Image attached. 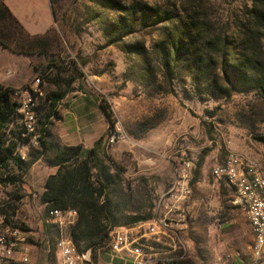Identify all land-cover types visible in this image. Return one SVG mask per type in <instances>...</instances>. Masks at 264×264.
<instances>
[{
  "label": "rangeland",
  "instance_id": "1",
  "mask_svg": "<svg viewBox=\"0 0 264 264\" xmlns=\"http://www.w3.org/2000/svg\"><path fill=\"white\" fill-rule=\"evenodd\" d=\"M50 3L56 24L41 81L46 95L63 98L50 115L46 103L39 129L43 125L62 146L91 148L102 138V153L130 185L129 212L137 214L153 212L181 161L193 163L195 178L198 161L204 160L201 189L209 191V201L201 204L197 233L188 222L184 236L190 248L179 262L212 264L229 253L240 255L241 225L249 223L230 203L232 188L215 181L212 169L233 152L256 160L264 176V99L252 82L264 78V29L258 25L264 0ZM0 34L19 38L1 0ZM45 77L57 82L49 84ZM112 133L123 137L107 145ZM40 166L43 174L49 172L47 163ZM27 183L25 173L14 185ZM14 191L22 196L20 188ZM57 236L49 231V253L39 244L31 264L53 256Z\"/></svg>",
  "mask_w": 264,
  "mask_h": 264
},
{
  "label": "built area",
  "instance_id": "2",
  "mask_svg": "<svg viewBox=\"0 0 264 264\" xmlns=\"http://www.w3.org/2000/svg\"><path fill=\"white\" fill-rule=\"evenodd\" d=\"M41 71L20 88H12L11 102L14 113L0 129L1 146L10 152V158L0 164V191L4 187L24 179L20 167L28 163L30 155L39 150L42 133L39 115L46 104V94L41 85ZM48 103V102H47ZM110 134L107 145L119 138ZM213 178L225 180L232 188L230 203L239 208L248 221L253 240L250 246L253 263L264 262V176L258 162L252 158L228 152L221 164L212 169ZM193 163L181 161L176 167L167 190L159 197L151 219L131 227H117L109 232L107 247L114 255H123L135 264H177L185 249L166 248L176 242L188 227V214L182 206L192 199ZM76 220L74 210H47L46 225L58 229L55 242L56 264H87L91 251H79L68 235V229ZM22 229L7 212L0 209V264H27V252L21 247ZM152 244L163 246L155 248ZM212 264H223L217 259Z\"/></svg>",
  "mask_w": 264,
  "mask_h": 264
},
{
  "label": "trees",
  "instance_id": "3",
  "mask_svg": "<svg viewBox=\"0 0 264 264\" xmlns=\"http://www.w3.org/2000/svg\"><path fill=\"white\" fill-rule=\"evenodd\" d=\"M1 7L6 16L13 21L19 32V38L0 34V45L16 54L46 56L50 41L45 37L30 38L27 36L2 3ZM255 11L257 19V10ZM259 21V27L264 29V12L262 11ZM22 39L24 42L30 43L29 48L25 43L23 44ZM35 41L37 42L36 46H34ZM23 46L25 47L23 48ZM37 71H41L43 77L44 72L42 70ZM44 81L49 84L57 82V80L47 77L44 78ZM252 82L264 99V78H254ZM41 85L43 86L42 81ZM11 93L12 88L0 87V129L9 122L14 113V104L10 98ZM62 98L63 94L56 92H50L46 95V101L50 104L49 115ZM45 107L46 104L43 109ZM102 109L109 123V129H112L113 124L110 121V116L104 108ZM40 131L42 137L38 156L36 158L30 157L28 163L21 165L20 169L25 174L29 166L38 157H42L50 166L56 168L55 173L46 179L45 190L41 198L47 210L70 209L76 212V220L68 229V235L77 250L96 251L101 249L107 245L109 232L114 228L131 227L138 222L152 218L153 212L151 210L142 212V214H137L136 210L129 212L126 202L132 197V194L129 193L130 185L124 182L118 170H113L114 165L111 160L102 153L100 149L102 138L97 140L92 148L87 149L79 145L61 146L49 132L44 130L43 125ZM1 143L0 138V164L5 163L10 158V152L4 150ZM201 163L202 159H199L197 168ZM196 175L195 172L193 182Z\"/></svg>",
  "mask_w": 264,
  "mask_h": 264
},
{
  "label": "crops",
  "instance_id": "4",
  "mask_svg": "<svg viewBox=\"0 0 264 264\" xmlns=\"http://www.w3.org/2000/svg\"><path fill=\"white\" fill-rule=\"evenodd\" d=\"M1 3L27 36L30 38L45 37L50 43L53 42L51 38H48L56 24L50 0H1ZM48 58L35 54H16L0 45V87L20 88L24 86L32 79L37 70L42 69V63L46 60L48 61ZM82 147L87 148L86 146ZM43 162L50 166L42 157H38L36 161L29 166L26 172V174H28V183L26 186L15 187L14 183H12L0 191V209L10 214L15 223L20 225L22 229V242L20 245L27 252L28 263L30 264L35 262L39 256L37 250L39 244H41L46 253H49V248L52 245L48 238L49 231L51 232L54 229L59 235L56 227L46 225L44 222V215L47 209L41 195L45 190L46 179L55 172H53L52 169L54 167L50 166L49 172L43 174L40 166V163ZM196 173L199 179L191 185L193 191L192 199L189 203L182 206V212L188 214V222L191 230L197 233L199 226L202 224L199 216L203 214V208H205L204 206L202 207L201 204L203 202H208V197L210 196L209 191L204 192V190L201 189L202 182L207 176V166L204 160L197 168ZM39 185H41L40 189H37ZM16 188H20L17 194H22L21 197L13 195L15 192L14 189ZM244 223L245 222H243V224ZM241 232L245 234L241 239V248L239 247L241 256L238 252L229 253L222 259L223 264H246L252 259L250 246L253 237L249 225H245V228L241 225ZM38 241L40 242L38 243ZM32 242H34V245H31ZM179 245L185 250L190 248L189 242L184 234L178 241L170 242L166 248H178ZM152 246L155 248H163V246L156 244H152ZM55 262L56 250L52 257L47 255L43 259L44 264H56ZM87 264L135 263L126 256L112 254L106 245L101 249L91 251V261Z\"/></svg>",
  "mask_w": 264,
  "mask_h": 264
}]
</instances>
